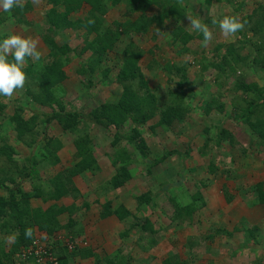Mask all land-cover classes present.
I'll return each instance as SVG.
<instances>
[{
    "label": "rangeland",
    "instance_id": "374dc122",
    "mask_svg": "<svg viewBox=\"0 0 264 264\" xmlns=\"http://www.w3.org/2000/svg\"><path fill=\"white\" fill-rule=\"evenodd\" d=\"M174 1L179 13L172 22L165 25L161 33L150 31L145 35H132L131 39L122 37L106 64L112 69L107 80H91L82 72V66L91 55L90 51L84 50L87 39L85 31L65 30L51 34L47 30V13L52 6L49 0H22V3L29 2L33 7L27 14L28 20L33 23L29 27L17 25L13 21L0 24V37L3 34H20L37 40V50L42 53L39 62L42 64L47 63L50 53L42 33L51 34L59 44H70L73 49L69 55L70 63L64 67L67 78L55 88L58 95L55 94L56 97L62 98L68 109L86 116L105 103L120 99L122 88L115 81V76L121 63L115 54L120 53L129 42H134L145 51L141 64L158 105H174L183 112L182 119L174 121L170 126L161 123L159 115L142 125H135L129 119L124 120L120 127L122 139L115 138V129L90 123L87 118H83L86 121L83 120L81 127L76 130H63L56 122L47 125L39 121L33 131L37 143L33 146L32 153L40 154L39 150L43 149L47 139H56L59 145L58 156L61 159V163L55 166H51L47 161L39 163L37 167L42 180L46 182L59 172L64 173L63 176L69 174L65 173L66 170H70L78 162L74 143L81 135L88 136L91 140L90 145L97 163L86 172L75 174L71 178L73 186H76L80 193L76 200L80 210L72 216L73 220L69 213L65 212L59 217V220L62 218L60 223L63 229L55 236L50 237L36 228L32 238H41L48 244L54 240L68 251L64 244L66 240L87 241L85 235L88 233L89 240L93 241L96 238L94 234L98 235L99 229L105 226L110 232L113 231L109 250L115 252L123 248L126 257H132L129 264H163L172 251L188 264H264V206L250 205V202L255 200L256 193L253 191L257 184L264 185V146L259 145L248 122L241 120L249 104L254 100L258 101L259 92L264 89V50L262 57L257 56V37L252 38L248 33L250 38L244 40L238 32L225 35L218 23L213 25L210 22L219 21L225 15L237 16L242 21L258 5L264 7V0H212L210 4H207L206 0ZM89 9L88 5H84L71 17H84ZM125 12V7H112L105 18L107 24L124 20V17L135 19L138 16H125ZM2 15L3 11H0V16ZM187 17L199 18L206 23L212 33V39L205 42L202 33L191 28ZM178 27L184 29L182 35L191 37L186 50L181 41H175L172 35ZM231 44L242 46V53L249 54V58L223 75L211 62L215 59V49L218 45H224L219 51V54H223ZM255 57H258L257 62L254 61ZM27 62L25 60L24 67L28 65ZM164 66L172 68L165 70ZM175 67H182L184 71H178ZM238 81L253 85L259 90H240ZM37 86L31 76H26L24 86L14 90L12 96H0V101L4 104V112L0 116V147L5 143L14 146L17 151L15 158L20 163L30 155L31 150L28 145L17 141L16 132L8 122L15 113L16 103L25 108L21 114L25 119L31 118L36 112L52 111L50 107L36 103L28 94L30 89L37 90ZM209 104L211 107L206 111ZM249 118L264 119L263 101ZM221 126L234 136V146L228 141L220 145L213 142L218 127ZM206 129L210 131L208 136L205 134ZM130 132L135 135L136 142L145 144L151 160L158 159L165 152L174 149L180 154L171 155L164 162L152 167L142 158L136 143L126 138ZM244 148H247L246 153L243 152ZM5 164V157L0 158V165ZM24 164H27V161ZM122 165L128 167L131 178L123 187L114 190L110 186V179ZM212 167L215 171H212ZM17 179L19 181L21 177L18 176ZM22 188L23 191H32L33 184L26 181ZM226 188L228 193L234 196L230 203L225 199ZM197 192L202 194L205 204L196 211L192 222L179 228L171 226L174 201L180 206L186 205L193 202ZM145 193L154 196V206L151 209L147 208L146 204H137L136 197ZM107 200H112L115 207L123 203L135 214H139V217L149 218L157 229L162 230L166 239L149 253L141 251L131 238H125L122 242L119 235L121 233L116 231V223L102 221L100 216L101 204ZM70 202H73L72 194L59 201L32 198L30 207L32 210L47 209L54 205L69 207L72 205ZM84 202H87V207L83 206ZM197 203L201 205L202 200L199 199ZM243 227H248V230L255 227L256 238L250 239ZM122 229L124 230V227ZM221 229L232 232V236L218 232ZM77 234L79 236H76ZM0 243L13 245L14 234L8 235L0 231ZM58 245L54 248L57 256L60 254ZM21 249L15 254L16 260L14 257L11 259L14 264H26L17 257ZM100 250L103 253H98L97 256L103 259L107 250ZM6 251L10 254L12 246ZM97 259L77 264H95ZM68 264H75V261L71 260Z\"/></svg>",
    "mask_w": 264,
    "mask_h": 264
},
{
    "label": "trees",
    "instance_id": "16d2710c",
    "mask_svg": "<svg viewBox=\"0 0 264 264\" xmlns=\"http://www.w3.org/2000/svg\"><path fill=\"white\" fill-rule=\"evenodd\" d=\"M49 2L52 6L47 13V30L51 34H57L65 30L85 31L87 39L85 40L84 50L85 52L90 51L91 55L88 57L87 63L82 66V72L87 74L91 80L97 78L108 79L112 69L106 64L111 59L117 44L123 36L131 39V36L135 34L145 35L150 33V31L161 33L165 25L168 22H172L179 13L178 6L174 0H49ZM206 2L210 4L212 0H206ZM84 5L90 7L88 13L78 19L72 18L71 16L77 13ZM112 7H125V16L130 14H138V16L135 19L124 17V20H117L107 24L105 18ZM32 9V4L26 2L23 3L22 7L14 8L8 13L3 12V15L0 16V24L13 21L17 25L29 27L33 23L28 20L27 14ZM241 22L243 27L238 31V34L243 36L244 40L250 38L249 34H251L252 38L257 37V56L262 57L264 50V7L258 5ZM183 31L182 27H178V30L172 35L175 41H181L184 50H186L191 37L182 35ZM51 34H41L50 49L47 63L34 62L31 61L32 58L26 57L25 60L28 61V65L24 67V71L26 76H31L38 84L37 90L30 89L28 94L31 95L36 103L44 107H50L52 111L50 113L36 112L33 113L31 118L25 119L21 115L25 108L16 103L15 113L10 117L8 124L15 130L17 141L28 145L31 150L30 155L25 157L23 163H20L15 158L17 151L14 146H9L8 143H5L4 146L0 147V158L5 157L6 162L5 165H0V231L8 235L14 234V243L10 254L2 253V247H0V264H14L11 259L15 258V254L21 248L30 245L36 228L46 232L50 237L55 236L58 231L63 229L59 220L60 215L66 212L69 213L72 219V216L80 210L76 202L80 193L77 187L73 186L71 178L75 174L86 172L97 163L90 145L91 140L88 136L81 135L74 143L78 162L70 170H66L65 173L69 174L63 176L64 173L59 172L54 177L46 180V182L42 180L37 167L39 163L47 161L51 166H55L61 163V159L58 156L59 145L56 139H47L44 147H42L43 149L39 150L40 154H37L38 156L32 153L33 146L37 143L33 131L39 121L47 125L56 122L63 130H76L81 127L83 120H85L83 118H87L90 123L107 129H115V138L122 139L123 135L120 132V127L124 120L129 119L135 125H142L159 115L161 123L170 126L174 121L182 119L183 112L180 111V108L174 105H167L166 107L161 106V104L158 105L155 93L150 88V83L146 79L141 64L145 51L134 42H129L120 53L115 54L121 63L115 76V81L122 88L120 99L115 102L105 103L94 113L86 116L76 110L68 109L63 99L56 97L55 88L67 78L64 67L70 63L69 55L73 49L67 42L63 44L56 42ZM8 36L9 34H3L0 40ZM222 48H224V45H218L215 49V59L211 62V65L218 67L219 73L223 75L227 74V71L233 70L240 62L249 58V54L245 55L242 53L243 47L240 45L237 47L235 44H231L229 47L227 46L225 53L219 54ZM9 58L11 59L12 57L10 56ZM219 58L221 60H218ZM254 61L257 62L258 57H255ZM154 62L156 63L157 60ZM202 67L206 68L203 65ZM171 68L172 66H164L165 70H170ZM175 68L178 71H184L182 67ZM184 77H186L185 74ZM237 86L238 89L245 92L259 90L257 87L255 88L253 85H248L243 81H238ZM259 100L264 102V89L259 92ZM259 100H254L249 104L241 120L248 122L257 142L259 145L264 146V119L255 118V120H252L249 118L250 114L259 106ZM207 107L206 111L209 110L211 104ZM219 107L222 108L221 105ZM3 110L4 104L0 101V116L3 114ZM1 126L2 122L0 121V128ZM209 133V129H206L205 134L208 136ZM44 136L46 138L45 134ZM126 138L136 143L142 158L152 167L164 162L171 155L180 154L178 150L174 149L165 152L158 159L151 160L145 144L136 142V137L132 132ZM225 141H228L231 146L236 143L232 133L222 126L218 127V133L213 142L220 145ZM246 151L247 148L243 152L246 153ZM26 161L27 164H24ZM30 164L31 167H29ZM212 171H215L213 167ZM18 176L21 177L19 181L17 179ZM130 178V170L127 166L122 165L117 168L116 174L110 179V186L114 190L120 189ZM26 181L32 182V191H23L22 187ZM46 187L47 190H45ZM253 192L256 193L255 200L250 202V205L260 204L264 206V185L262 183L257 184ZM68 194H72L74 200L69 207H56L54 205L47 209L34 208L33 210L30 207L32 198H41L43 201H59ZM224 195L228 203L232 202L234 196L228 193L227 188L224 190ZM199 199L202 200L201 205L197 203ZM136 201L139 206L146 204L149 209L154 206V196L148 193L137 196ZM204 204L205 202L200 192H197L193 197V202L186 205L180 206L174 201V214L171 219V226L179 228L183 224L191 223L196 211L201 209ZM86 205L87 202H84L83 206ZM101 207V218L116 216L125 226V230L121 235L122 239L131 238L133 243L143 252L149 253L166 239L165 235L162 234V230L157 229L149 218L133 215L124 205L115 207L112 200H107L101 204ZM69 226L70 224L67 227ZM243 229L250 239L256 238L255 227L253 230H248V227H243ZM28 230L31 231V236L26 235ZM236 230H238L237 227ZM218 232L232 236V232L223 229ZM76 236H79V234ZM55 242L51 240L49 243L53 250L56 248V244L58 245ZM66 250L59 246L60 254H58V258L60 264H68L75 256L98 258L95 264H129L132 260L131 255L126 257L123 248H119L118 253H115L116 255L114 254L112 257L106 256L103 259L98 257L91 249L77 248L72 252ZM152 257L154 258V256ZM163 264H188V262L180 259L178 254L172 251L168 254Z\"/></svg>",
    "mask_w": 264,
    "mask_h": 264
},
{
    "label": "clouds",
    "instance_id": "9594fccd",
    "mask_svg": "<svg viewBox=\"0 0 264 264\" xmlns=\"http://www.w3.org/2000/svg\"><path fill=\"white\" fill-rule=\"evenodd\" d=\"M22 6V0H0V11L5 13ZM187 18L190 20L191 28L202 33L205 42L212 39V33L206 23L199 18ZM211 23L213 25L218 23L225 35L235 34L243 27V23L237 16L225 15L219 21L213 20ZM37 46V40L20 34H12L0 40V96L10 97L14 90L24 86L26 81L25 58L30 57L34 62L41 59L42 53L37 50ZM26 235L31 236V231L28 230Z\"/></svg>",
    "mask_w": 264,
    "mask_h": 264
},
{
    "label": "built area",
    "instance_id": "2783aa9c",
    "mask_svg": "<svg viewBox=\"0 0 264 264\" xmlns=\"http://www.w3.org/2000/svg\"><path fill=\"white\" fill-rule=\"evenodd\" d=\"M83 243L87 246V241H81L78 239L66 240L65 245L69 252L75 249ZM19 261L26 264H60V260L57 254L54 252L53 247L44 242L41 238H33L30 245L21 249L17 254Z\"/></svg>",
    "mask_w": 264,
    "mask_h": 264
},
{
    "label": "crops",
    "instance_id": "0c3cea01",
    "mask_svg": "<svg viewBox=\"0 0 264 264\" xmlns=\"http://www.w3.org/2000/svg\"><path fill=\"white\" fill-rule=\"evenodd\" d=\"M73 202H74V200H73ZM73 202H70V205L73 204ZM102 203H104V202H102ZM120 205H124L126 208H128L129 211L133 215H136V216L139 215V214H135L132 211V209L129 208L127 205H125L123 203L120 204ZM61 220H62V218H60V221ZM102 221H105V222L108 221L109 223H116V228H117L116 231H118V233H121L119 235H120L121 241L123 242V239H122L121 235H122V233L125 230L124 224L114 215L113 216H109L107 218H103ZM123 227H124V230L122 229ZM114 233H115V231H114ZM112 234H113V231L110 232L107 227L103 226V227H101L99 229V234L98 235L94 234L97 239L95 238V240L90 241L89 240V234L87 233V235H85V236H87V241H88L87 245L88 246L84 247L83 243H81L80 246H78V248L91 249L92 251L95 252V254L99 253V255L103 253L100 249H104V250H107V251H105L104 257H106V256L112 257L117 252V251L112 252V251L109 250V243H112V240H111L112 239ZM11 246H12V243H3V244L0 243V247H2V249H1L2 253H7L8 252V251H6L7 248H10ZM90 259H94V258H81L80 256H75L73 258V260L75 261V264H77V262L85 263L84 261H89Z\"/></svg>",
    "mask_w": 264,
    "mask_h": 264
}]
</instances>
